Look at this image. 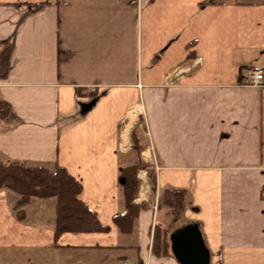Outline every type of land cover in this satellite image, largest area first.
Wrapping results in <instances>:
<instances>
[{
  "label": "crops",
  "instance_id": "obj_1",
  "mask_svg": "<svg viewBox=\"0 0 264 264\" xmlns=\"http://www.w3.org/2000/svg\"><path fill=\"white\" fill-rule=\"evenodd\" d=\"M2 42L0 160L63 167L108 229L55 238V197L18 206L0 188V264L144 260L162 189L184 193L181 225H198L209 264H264V0H0ZM134 127L147 206L125 234L112 217Z\"/></svg>",
  "mask_w": 264,
  "mask_h": 264
},
{
  "label": "trees",
  "instance_id": "obj_2",
  "mask_svg": "<svg viewBox=\"0 0 264 264\" xmlns=\"http://www.w3.org/2000/svg\"><path fill=\"white\" fill-rule=\"evenodd\" d=\"M9 53L10 42L0 43V78H5L7 74ZM9 112L10 105L0 99V121ZM136 129L134 127L131 130V139L132 147L137 152V161L133 165L122 167L119 171L124 210L115 213L112 217L113 223L118 230L125 234L132 232L134 220L138 216L139 211L147 206L143 202H134L140 185L137 172L139 169H144L148 166L140 155L144 144L138 137ZM148 177L153 188L154 175L148 173ZM0 188L16 192L20 196L17 201L18 206L34 197H55V238L63 232H95L108 229V226L102 225L98 221L95 212L78 198L81 189L80 183L61 166L54 165L50 168L43 164L28 165L20 161L0 160ZM161 206L167 207L168 213L175 220L180 219L185 206L184 193L182 191L162 189L157 198V208ZM181 224H184V222ZM169 231L170 229L162 227L156 221L153 223L150 253L154 257L172 255L168 239ZM136 253V264H143L141 257L138 255V249H136ZM117 259L119 262L116 264H120L126 259V256L121 255Z\"/></svg>",
  "mask_w": 264,
  "mask_h": 264
},
{
  "label": "water",
  "instance_id": "obj_3",
  "mask_svg": "<svg viewBox=\"0 0 264 264\" xmlns=\"http://www.w3.org/2000/svg\"><path fill=\"white\" fill-rule=\"evenodd\" d=\"M169 242L178 264H209L210 253L196 223H187L173 230Z\"/></svg>",
  "mask_w": 264,
  "mask_h": 264
},
{
  "label": "rangeland",
  "instance_id": "obj_4",
  "mask_svg": "<svg viewBox=\"0 0 264 264\" xmlns=\"http://www.w3.org/2000/svg\"><path fill=\"white\" fill-rule=\"evenodd\" d=\"M148 175V174H147ZM167 207H164V206H161V207H159L158 208V212L156 213V211H155V218H154V221H157L158 223H160V225L162 226V227H166V228H168V229H170V231L168 232V239H169V234L173 231V229L176 227V226H178V227H176V229L177 228H179V227H181V226H183V225H180L182 222H184V219H183V217H182V213H181V217H180V219H178V220H175L169 213H168V211H167ZM180 215V214H179ZM175 220V221H174ZM179 224V225H178ZM175 230V229H174ZM170 243V242H169ZM132 251V250H131ZM128 255H129V259H130V261H131V263H129V264H136V257H137V255L135 254L134 255V253L133 252H130V253H128ZM166 256H173V255H166ZM166 256H163V257H166ZM157 258V259H156ZM158 258H160V257H153V255L149 252V251H147L146 252V254H145V256H144V260H142L143 261V264H162L161 262L160 263H158L159 261V259ZM123 264V263H122Z\"/></svg>",
  "mask_w": 264,
  "mask_h": 264
},
{
  "label": "built area",
  "instance_id": "obj_5",
  "mask_svg": "<svg viewBox=\"0 0 264 264\" xmlns=\"http://www.w3.org/2000/svg\"><path fill=\"white\" fill-rule=\"evenodd\" d=\"M242 80L246 84L259 85L263 83V72L260 69H246Z\"/></svg>",
  "mask_w": 264,
  "mask_h": 264
}]
</instances>
